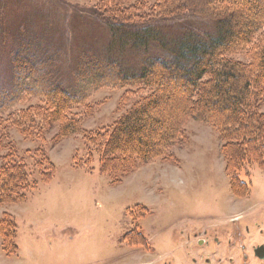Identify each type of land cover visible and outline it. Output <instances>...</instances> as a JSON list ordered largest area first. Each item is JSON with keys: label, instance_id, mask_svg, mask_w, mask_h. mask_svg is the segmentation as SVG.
Wrapping results in <instances>:
<instances>
[{"label": "rangeland", "instance_id": "1", "mask_svg": "<svg viewBox=\"0 0 264 264\" xmlns=\"http://www.w3.org/2000/svg\"><path fill=\"white\" fill-rule=\"evenodd\" d=\"M150 1L149 6L142 5V13L144 8L155 10L158 1ZM118 3L0 0V92L15 88L20 94L18 102L0 113V167L12 149V159L25 157L28 164L30 154L46 152L56 169L51 182L38 180L36 190L28 192L23 202L0 206V219L6 214L17 226L11 254L0 237V264H144L143 248L124 241L139 225L152 245L164 244L171 231L187 232L189 226L206 220L222 227L242 223L244 244L249 248L264 242V169L242 162L238 179L248 190H234L222 154L227 145L207 121L192 119L185 124L184 142L168 150L178 164L159 158L118 182L102 173L97 155L105 138L101 133L111 130L121 116L118 103L123 90L96 88L91 81H78L77 75L83 57L87 61L90 57L119 59L138 69L141 52L118 47L110 27L120 22L110 15L118 16ZM142 22L137 20L133 28L150 27V22ZM153 23L170 42L188 33L206 38L217 32L216 23L194 9ZM153 47L151 55L163 54L161 48ZM16 56L19 60L27 57L37 71L53 70L63 84L78 87L86 95L70 110L72 120L92 113L78 132L58 140L60 125L54 123L46 141H41L38 131H31V138L26 139L10 128L20 112L35 115L39 112L35 109L46 106L35 78L18 76ZM162 109L161 105L154 116L161 117Z\"/></svg>", "mask_w": 264, "mask_h": 264}, {"label": "trees", "instance_id": "2", "mask_svg": "<svg viewBox=\"0 0 264 264\" xmlns=\"http://www.w3.org/2000/svg\"><path fill=\"white\" fill-rule=\"evenodd\" d=\"M119 1L118 16L114 12L110 15L120 22L110 27L118 47L141 52L143 59L138 69L119 59L90 57L87 61L83 57L77 75L78 81H91L96 88L123 90L118 103L121 116L111 130L101 133L105 138L97 155L102 173L114 176V182H118L159 158L178 164L168 150L174 143L184 142L183 127L188 121L204 120L227 145L222 154L226 174L233 181L231 186L246 193L247 185L238 179L241 163L249 161L264 169V0H157L155 10L144 8V13L142 5L149 6L150 0L116 3ZM190 9L216 23L214 36L204 38L188 33L170 42L154 26L153 22ZM137 20L150 22V27L133 28ZM153 45L161 48L163 54L151 55ZM25 59L16 56L15 70L22 78H35L46 106L35 109L39 111L35 115L20 112L10 128L26 139L31 138V131H38L41 141H46L54 123L60 125L58 140L78 132L79 125L92 113L72 120L70 110L81 104L86 95L78 87L63 84L53 70L37 71ZM16 85L20 86L21 81L17 80ZM19 95L15 88L0 92V113L18 102ZM161 105V117L154 116ZM13 156L11 149L0 167V206L23 202L28 192L36 190L38 180L48 184L55 174V164L46 152L30 154L31 164L25 157L15 161ZM35 174L38 177L34 179ZM16 232L14 219L4 214L0 237L8 254L13 252Z\"/></svg>", "mask_w": 264, "mask_h": 264}, {"label": "flooded vegetation", "instance_id": "3", "mask_svg": "<svg viewBox=\"0 0 264 264\" xmlns=\"http://www.w3.org/2000/svg\"><path fill=\"white\" fill-rule=\"evenodd\" d=\"M243 227L237 221L225 227L209 220L198 221L187 232L171 231L164 244L152 245L139 225L137 232L131 230L133 233L125 235L124 241L143 248L144 264H264V242L247 247Z\"/></svg>", "mask_w": 264, "mask_h": 264}]
</instances>
